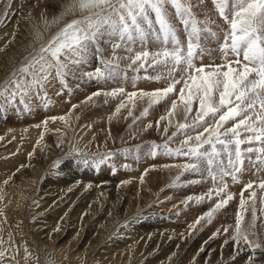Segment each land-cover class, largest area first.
Returning a JSON list of instances; mask_svg holds the SVG:
<instances>
[{
    "label": "rangeland",
    "instance_id": "obj_1",
    "mask_svg": "<svg viewBox=\"0 0 264 264\" xmlns=\"http://www.w3.org/2000/svg\"><path fill=\"white\" fill-rule=\"evenodd\" d=\"M69 2L70 0H14L12 14L3 18V22L0 23V82H3L32 50L28 45L33 39L34 28L40 29L42 32L40 42L44 43L64 24L79 17L80 13L76 12L55 24L51 23ZM192 3L198 5V0H192ZM203 9L207 10V17L214 21L209 26L221 35L222 28L226 29L227 25L214 12L211 0H204L203 5L194 7L200 20L205 19ZM44 18L49 21L47 29L44 27ZM173 23L182 32L183 25L176 20ZM32 47H38V44L33 43ZM102 47L103 56L112 59L111 48L103 44ZM208 47L213 49V52L212 57L205 62L209 63L214 59L216 63H220V53L216 50L217 43L210 39ZM118 55L123 56L126 53L119 51ZM97 66L98 63L93 57L84 71H92ZM120 67L127 71L129 79L126 82L96 83L81 79L77 74L76 80L69 79L71 95L65 91L58 96L56 93L61 85L53 80L48 90L53 104L47 109L33 98V111L30 114L17 115L15 110H12L6 117H0V137H3L0 139V190H2L0 194L5 187L11 192L3 196L5 202H0V211L4 213V205L8 201L9 213H5V217L8 219L14 216L10 219L12 221L9 230L12 228L18 238L22 237L27 242L25 245L28 242L32 245L33 242L38 244L39 250L34 246L30 248L34 250L35 254L32 253L34 255L32 256L35 257L37 264H46L52 260L55 264H73L74 259L78 260L77 253L89 250L92 242L96 245L95 249L88 253L90 255L84 264H247L250 254L247 245L241 243L238 247L230 237L233 235L232 226L235 225L236 213L240 211V192L249 180L255 181L257 177L251 171H246L241 175L238 184H233L228 178L229 191L235 194L234 198L214 215L211 223L201 220L196 224L197 218L203 216L214 201L206 200L199 204L190 202L187 205L183 201L189 196L207 192L211 183H187L201 178L193 173H184L180 177L184 182L183 186L169 187L179 175V169L163 166L182 164L186 162L185 158L173 159L162 155L152 158L144 154L148 142L155 141L161 144L167 139L162 135L167 121H160L159 129L156 122L170 108V99L155 105L149 110L147 117L137 120L135 124L133 119L138 117L146 106L144 100L137 99L132 116L128 115L127 108L113 115L123 97L101 95L95 97L93 102H87V97L98 90L111 91L113 88L123 87L126 92L140 90L151 92L167 86L164 80H140L133 87L131 77L134 73L127 69V61H120ZM154 74L149 70V75ZM140 75L143 76L144 72L141 71ZM179 87L180 85H177V88ZM170 98L175 99L176 94H170ZM60 116H68L70 123L66 125L59 119L55 121L48 119ZM45 119H48L47 130L42 124ZM176 119L179 120L181 117L177 116ZM148 124L152 127H146ZM172 131L174 129L169 128L168 135H171ZM61 139L64 143L57 147V142ZM69 143L77 144L89 155L97 150L115 152L113 160L116 166L115 173L107 166H102L97 172L66 162L59 168L53 167L55 161L61 159L67 152ZM137 145L142 146L139 160L132 156L125 157L118 151ZM245 163L247 166V161ZM33 165L40 169L38 177L32 172ZM123 165L130 167L125 168ZM145 170H148L146 175ZM5 180H9L6 186ZM250 191H244L246 199ZM251 205L252 202L249 201L244 226L250 232L257 233L260 242L264 244V213L261 211L264 204L261 203L260 191H257L255 201L257 220L254 227H251ZM111 214L114 216L113 224L108 223ZM84 221L87 222L86 227L82 226ZM126 221L129 222L128 227H121ZM225 228H228L226 233ZM100 231H103V236L101 241H97L95 236ZM13 235L12 239L15 241L13 246H16L17 237ZM70 242H77L78 245L74 250H70L67 258L60 256L61 259L58 260L60 257L55 256L51 249H62ZM22 256L21 260L24 263L25 255ZM35 259L34 262L32 260L33 264L36 263ZM25 261L29 262L30 259ZM256 264H264V254L257 253Z\"/></svg>",
    "mask_w": 264,
    "mask_h": 264
},
{
    "label": "snow or ice",
    "instance_id": "obj_2",
    "mask_svg": "<svg viewBox=\"0 0 264 264\" xmlns=\"http://www.w3.org/2000/svg\"><path fill=\"white\" fill-rule=\"evenodd\" d=\"M13 2L0 0V23L12 14ZM211 3L216 15L227 25L226 29L222 28V36L209 26L214 21L207 17L206 9H203L204 20H200L194 11V7L203 5L204 0H198V5H193L192 0H70L51 23L76 12L80 13L79 17L64 24L44 43L40 42L42 32L34 28L33 39L28 45L32 50L0 82V117H6L12 110L17 115L30 114L33 98L47 109L53 104L48 94L53 80L61 85L56 93L58 96L65 91L71 95L69 79L76 80L77 74L81 79L96 83L126 82L129 77L126 69L120 67V61H127V69L134 73L131 77L133 87L140 80H164L166 87L151 92H126L123 87L98 90L87 97V102H93L101 95L123 97L113 115L127 108L128 115L132 116L137 99L144 100L146 106L133 119L135 124L147 117L155 105L170 99V108L156 122L159 129L160 121H167L162 133L167 139L161 144L148 142L144 154L152 158L157 155L185 158L186 162L182 164L163 166L179 169V175L169 187L183 186L180 177L184 173L201 178L187 183H211L207 192L183 201L185 205L214 201L209 210L197 218L196 224L201 220L211 223L214 215L234 198L235 194L229 191L228 178L238 184L241 175L251 171L257 179L249 180L240 192V211L236 213L230 238L238 247L241 243L247 245L250 251L247 264H256L257 253L264 254V244L257 233L250 232L244 224L251 201V227L255 226L257 191L261 192V203L264 204V175H261L264 173V0H211ZM174 20L183 25L182 32ZM48 25L49 21L44 18L45 29ZM210 39L218 45L220 63L214 59L205 63L212 57L213 49L208 47ZM33 43L38 47H32ZM102 44L111 48L112 59L103 56ZM119 51L126 55H118ZM93 57L98 66L92 71H84ZM149 70L155 74L149 75ZM173 93L175 99L170 98ZM177 116L181 119H176ZM48 119H59L66 125L70 123L68 116ZM48 119L42 122L45 130ZM169 128L174 129L171 135H168ZM63 143V139L59 140L57 147ZM141 150L142 146L137 145L118 151L125 157L139 160ZM115 156V152L99 150L89 155L77 144L69 143L67 152L53 167L59 168L66 162L97 172L107 166L115 173ZM8 183L9 180L4 181L5 185ZM247 190L251 191L246 199L244 191ZM3 199L0 195V202ZM261 211L264 213V208ZM0 217H4L2 211ZM128 224L126 221L121 227L126 228ZM224 232H228V228ZM18 252V248L13 250L11 234L8 241L0 236V264H4L5 259L15 260ZM24 253L25 260L32 256L26 245Z\"/></svg>",
    "mask_w": 264,
    "mask_h": 264
},
{
    "label": "bare ground",
    "instance_id": "obj_3",
    "mask_svg": "<svg viewBox=\"0 0 264 264\" xmlns=\"http://www.w3.org/2000/svg\"><path fill=\"white\" fill-rule=\"evenodd\" d=\"M25 21V20H24ZM30 33V32H29ZM23 34V33H22ZM31 36V35H30ZM17 42H18V40H17ZM26 43V42H25ZM22 44V43H21ZM20 44V45H21ZM17 48H18V46H17ZM14 50V49H13ZM14 52V51H13ZM18 61V60H17ZM9 63V62H8ZM7 63V64H8ZM4 64H5V62H4ZM6 64V65H7ZM6 68V67H5ZM3 71V70H2ZM38 167V166H37ZM37 167L36 166H34L33 165V167H32V172H34V174L35 175H37L36 177H38V175H40V169H37ZM3 173V172H2ZM5 173V172H4ZM22 174V173H21ZM30 175V173L28 174V176ZM20 175H18V177H19ZM22 176V175H21ZM27 177V176H26ZM3 178V177H2ZM1 178V179H2ZM30 178V177H29ZM33 178H35V176L33 177ZM17 179V178H16ZM19 179H20V177H19ZM19 179H17V180H19ZM27 179V178H26ZM31 179H32V175H31ZM32 181V180H31ZM30 180H29V182H31ZM1 182V181H0ZM26 181H24V183H25ZM28 182V181H27ZM23 183V184H24ZM19 184H21V183H19ZM25 185V184H24ZM6 186V185H5ZM14 186H15V182H14ZM28 188V187H27ZM26 188V189H27ZM9 189V188H8ZM8 189H6V187H5V190L1 193L3 196L5 195V193H7V192H9L8 191ZM17 189V188H16ZM20 189V188H19ZM30 190V189H29ZM69 190V189H68ZM10 191H11V189H10ZM19 192V191H18ZM11 192H9V194H10ZM16 193V192H15ZM20 193H22V192H20ZM0 194V195H1ZM8 195V194H7ZM14 196V195H13ZM9 197V196H8ZM5 202V200L3 201V203ZM9 202L7 201V203H5V211H4V217H5V213H9V210H7L8 209V204ZM121 203V202H120ZM14 204H16V203H14ZM28 204V203H27ZM59 205V204H58ZM119 205V204H118ZM12 208V207H11ZM116 208V207H115ZM132 208V207H131ZM12 210V209H11ZM10 210V211H11ZM132 210V209H131ZM8 211V212H7ZM13 211V210H12ZM11 211V212H12ZM10 212V213H11ZM113 214V213H112ZM111 214V216L109 217V219H108V223H112L113 224V222H114V216ZM10 216H11V214H10ZM4 217L2 218V217H0V236H2L3 237V239H4V241H8V239H9V234H11V236L14 234L13 233V231L10 229L9 230V226H11V223H10V221H12V220H10V219H12L13 217H11V218H6V222L4 221ZM18 219V218H17ZM55 220V219H54ZM63 221V220H62ZM50 222V221H49ZM83 224H82V226L84 227H86L87 225H86V223H85V221L84 222H82ZM106 223V222H105ZM108 223H106V224H108ZM60 224V223H59ZM61 225H63V224H61ZM12 226H13V224H12ZM110 226V225H109ZM25 227V226H24ZM35 227V226H34ZM60 227V226H59ZM52 228V227H51ZM80 228H82V227H80ZM14 229V228H13ZM41 230V229H40ZM42 230H44V229H42ZM76 230H78V228L76 229ZM17 231H19V230H17ZM34 232V231H33ZM78 232V231H77ZM40 233V232H39ZM42 233V232H41ZM51 233V232H50ZM53 233V232H52ZM63 233V232H62ZM81 233H83V232H81ZM43 234V233H42ZM105 234V233H104ZM159 234V233H158ZM15 235V234H14ZM14 235H13V237H14ZM44 235V234H43ZM43 235H42V237H43ZM80 235V234H79ZM90 235H91V233H90ZM155 235V234H154ZM157 235V234H156ZM18 236V235H17ZM16 235H15V237H17ZM102 236H103V231H100L95 237L98 239L97 241H101L100 239L102 238ZM37 237V236H36ZM71 237V236H70ZM78 237V236H77ZM45 238H46V236H45ZM80 238V237H79ZM95 238V239H96ZM104 238H105V236H104ZM103 238V239H104ZM40 239H41V237H40ZM51 239V238H50ZM61 239V238H60ZM16 241H17V243L15 244L16 246H13V250L15 249V248H18L19 249V252H18V254H17V256L18 257H16V259L15 260H9V261H4V264H26V263H28L29 264V262H30V264H33L32 263V260H33V262H34V259H35V257H33L34 255L33 254H35V253H33V249H30V248H32L33 246L34 247H36V248H38V244H35L34 242H33V244L34 245H32L31 243H29L28 242V244L26 245L27 246V249H28V251L33 255L32 256V258L30 257L29 259H30V261L29 262H27V261H25L24 260V258H23V260H24V263H23V261L21 260V258L23 257L22 256V254H24L25 255V253H24V247H25V243H27V242H25L24 241V239L22 238V237H20V238H16L15 239ZM38 240V239H37ZM147 240V239H146ZM168 240V239H167ZM12 241H13V244H14V240L12 239ZM92 241V240H91ZM96 241V242H97ZM78 242V241H77ZM76 242V243H77ZM57 243V242H56ZM76 243H73V242H70V243H68L67 245H64L63 247L64 248H62V249H57V250H54V249H51L52 251V253L55 255V256H58V257H60V256H64V258H67V256H68V254H70V250H74L75 249V247L78 245V243L76 244ZM105 243V242H104ZM177 243V242H176ZM40 244V243H39ZM103 244V243H102ZM28 245H29V247H28ZM44 245V244H43ZM81 245V244H80ZM165 245V244H164ZM8 245L7 244H5V247H7ZM39 246H41V245H39ZM96 245H95V243L94 242H92L91 244H90V248H89V250L87 249V251H83L82 250V252H78L77 253V255H76V258L78 259V260H76V259H74V261L76 262H74L73 261V264H84V261L86 260V258L88 257V255H90V254H88L89 252H91V251H94V250H92L94 247H95ZM45 247V246H44ZM46 247H47V244H46ZM51 247V246H50ZM82 247V246H81ZM148 247V246H147ZM183 247V246H182ZM217 248V247H216ZM41 249H43V247L41 248ZM48 249V248H47ZM46 249V250H47ZM64 249V250H63ZM77 249V248H76ZM95 249V248H94ZM38 250H39V248H38ZM44 252V251H43ZM122 252V251H121ZM181 252V251H180ZM92 253V252H91ZM134 253V252H133ZM139 253V252H138ZM117 254H118V252H117ZM120 255V254H119ZM172 255V254H171ZM54 256V257H55ZM124 256V255H123ZM129 256V255H128ZM127 256V257H128ZM126 257V258H127ZM72 258H73V256H72ZM115 258V257H114ZM122 258V257H121ZM130 258V257H129ZM129 258H128V260H129ZM175 258V257H174ZM59 259H61V257L60 258H58V260ZM79 259H81V260H79ZM89 259V258H88ZM91 259V258H90ZM105 259V258H104ZM110 259V258H109ZM53 261V260H52ZM56 261H57V259H56ZM65 262H66V260H64ZM69 261H70V259H69ZM87 261V260H86ZM99 261V260H98ZM35 262H36V259H35ZM39 262V261H38ZM45 262V261H44ZM58 262V261H57ZM63 262V261H62ZM71 262V261H70ZM67 263V262H66ZM89 263V262H88ZM111 263H113V262H111ZM34 264H37V262L36 263H34ZM42 264V263H41ZM47 264V263H46ZM55 264V263H54ZM61 264V263H60Z\"/></svg>",
    "mask_w": 264,
    "mask_h": 264
}]
</instances>
